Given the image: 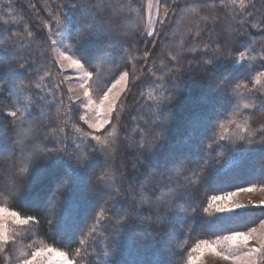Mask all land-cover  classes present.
<instances>
[{
  "label": "trees",
  "instance_id": "16d2710c",
  "mask_svg": "<svg viewBox=\"0 0 264 264\" xmlns=\"http://www.w3.org/2000/svg\"><path fill=\"white\" fill-rule=\"evenodd\" d=\"M145 1L104 0L112 7L100 13L97 0H0V155L12 148V159L17 157L19 148L13 146L12 137L18 118L33 125L44 111L49 112L44 121L38 122L42 133L48 126L57 130L72 124L67 122L64 105L57 104L47 78L61 73L53 56L55 19L69 16L66 23L72 32L66 36L65 48L82 64V57L89 59L90 64L84 68L93 73V86L95 83L104 90L118 73H127L126 88L112 114V128L105 140L111 143L115 139L119 145L118 157L111 161L116 169L122 166L127 177L119 180L129 185L136 167L138 175L132 187L139 186L138 199L144 194L148 202L135 209L118 179L113 183L118 190L112 193L96 181L100 172L105 179H113L116 170L112 165L101 171L97 163V167H87L82 176L74 177L72 173L77 172L67 173L62 158L22 178L21 183H14L15 191L24 184L23 179L30 183L19 200L7 192L1 194L0 203H8L23 218L35 217V222L22 225L7 244H2L0 264H19L39 243L59 248L75 264L83 257L82 262L96 264L103 252L102 244L96 242L91 247L89 243L94 241L87 236L83 245L86 251L81 254L79 236L91 214L106 207L107 199L113 200L111 209L119 217L123 218L127 210H137L138 218H134L133 225L128 224L129 218L119 222L122 232L116 237H110L113 227L106 220L105 230L110 235L105 239V250L112 258L98 260L101 264H182L189 248L222 232L203 226L202 217H207L203 208L214 188L233 192L249 184H264V76L259 84L255 83L256 77L264 73V0H253L246 8L240 6V0H161L167 18L149 37L143 35ZM193 7L198 8L197 13L192 12ZM81 14H99L109 34L89 36L75 45L72 37ZM205 16L207 20L202 19ZM241 52L247 54L243 60ZM61 95L66 98L65 90ZM12 111H17L16 117L9 115ZM65 135L61 142L64 148L68 145ZM93 146H86L87 151L92 152ZM97 146L100 150L94 155L99 159L105 152L101 143ZM5 161V156L0 159L3 165ZM63 176L70 180L73 194L58 216L67 199L58 193L52 215L40 205ZM190 177L208 185L203 189L205 195ZM36 191L42 197L35 195ZM32 197H36L34 204L29 203ZM182 218L187 226L196 222L193 230L198 234H193V244L190 235L189 244L183 229L181 233L171 232ZM262 220L264 209L255 208L249 213L251 228ZM101 222L103 225L104 220ZM128 228L132 229L127 232ZM56 235L64 239L57 240ZM125 250H129L127 254ZM164 257L172 258L170 261ZM257 264H264V259L260 257Z\"/></svg>",
  "mask_w": 264,
  "mask_h": 264
},
{
  "label": "rangeland",
  "instance_id": "374dc122",
  "mask_svg": "<svg viewBox=\"0 0 264 264\" xmlns=\"http://www.w3.org/2000/svg\"><path fill=\"white\" fill-rule=\"evenodd\" d=\"M253 0H245V4L242 8H246L249 3ZM161 0H146L145 1V10H146V25L145 29L143 31V35L145 36H152V35H147L146 33L148 31H152L153 33L155 32L156 26L160 23L165 22L167 15H165V12H167L160 4ZM66 14V12H64ZM57 18V17H56ZM70 19L69 16L66 18L61 19L60 18V24L56 23V19L54 22V31L52 35V43L53 41H56L55 44H53V56L56 61V66L59 69L60 75L58 76H49L48 82H51L52 87L54 88L53 93H56V100L57 104L59 105H64L66 108L67 112V122L70 121L72 124H67V127H63L62 129H55L53 127L48 126L46 128V131L42 133L40 127L38 126V122L44 121L46 116H49V112H43L41 116L37 118V121L33 123V125L26 121L25 118H18V121L14 123V127L16 129L15 136L12 137L13 140V146H18L19 148L18 153L16 154L17 157L12 159V153L13 149H9L6 155H0V159H3L4 156L6 157V161L4 162L5 166V171H0V184H4L6 181V192L10 193L11 197L15 200H19V197L21 196L22 191L25 192V187L30 184L27 182V180L23 179L24 184H20L19 189L16 191L14 190V181L10 178V176H6L5 172H10L14 171L12 168V165L14 162L20 160L22 157L26 159V167L27 171L25 175L22 178L27 177L28 175L31 176L32 172L36 173L38 170L42 169L43 166L44 168L47 167L48 165L55 163L57 161H60L62 158H64L63 166L65 168V171L69 173V171H75L77 173H72V176L76 177L77 175H83L82 170H86L87 167L95 168L98 165H100L101 171L103 168H105L106 165V159L105 156L100 157L99 159L95 157L94 153L99 151V142H97L95 139H93V136H100L101 140H105L106 134L109 132V130L112 128V125L108 124L105 125L103 129H101L99 132L95 131L94 129L90 128V124H94L98 118V113L100 111L101 103H103L105 113L106 110L109 106L110 101H104L103 100V95L105 92L108 91L109 88H112V94L115 95L116 93L121 95L123 94L126 84H127V76L125 77L124 71L118 73V75L111 81V83L104 89V90H99L98 87L93 86V83L91 82V79L85 76V71L86 69H80L76 68L71 64V60L77 59L73 57L65 48L66 45V36L72 32V30H69L68 28H64V25L66 23V20ZM68 24V22H67ZM59 53H64L69 57L67 60H61L59 57ZM240 60V59H239ZM46 78V79H47ZM119 81V83H117ZM92 83V84H91ZM81 85H84L82 87ZM113 85L115 87L113 88ZM65 90L66 92V98L63 99L61 95V91ZM87 90L90 93V99L92 103L85 107L86 104H88V97L84 96V91ZM18 93V91L16 92ZM16 95V94H15ZM18 95V94H17ZM22 96V95H19ZM61 99H63L62 102ZM120 100V99H119ZM117 101V103L119 102ZM8 114V112L6 111ZM22 113V109H19V114ZM31 116V115H30ZM80 117H84L83 119H80ZM108 119H112V116L107 117ZM45 130V129H44ZM65 133L68 134V145L64 148L62 146L61 142H64V136ZM46 135V136H45ZM11 140V141H12ZM23 141V142H21ZM55 143V145L53 144ZM51 144L52 148L49 147ZM89 145H94L92 148V152L87 151L86 146ZM72 148L73 150L71 151H66L65 149ZM95 149V151H94ZM29 151V152H28ZM28 152V153H27ZM263 159L264 156H261ZM98 163V165H97ZM109 165H112L111 161L107 162ZM102 165V167H101ZM95 166V167H92ZM113 168L116 170L114 172V177L111 179L112 176H109L108 178L110 179H103L101 181V176L102 174L98 173L96 176V181L98 180L99 184H102V187H104L108 192L111 191V193L114 190H118L113 186V183L115 184L117 179L118 182L121 184L122 188L125 189V191L131 196V202L130 205L135 208L139 209L141 207L147 206L148 202H145L147 200V196L142 194L139 196L138 199V191L140 192V188L138 187H132V180H135V177L138 175L136 174L137 168L133 167L130 180L131 182L128 185L121 182L119 178L123 179L125 176V173L123 174L122 172L124 171L122 166L119 169H116L114 165H112ZM251 171V169H250ZM28 176V177H29ZM150 174L147 176L149 177ZM239 176L242 178L243 177V172L239 174ZM191 181H194L195 186H200V193L201 195L206 194V190H203L205 187L208 188V185L204 186L201 181H198L196 179H193L192 177ZM127 177L124 178L126 180ZM70 181V180H69ZM67 180L66 177H61V181L56 183V185L53 186L52 188V194L50 193V196L47 197L44 203H42L43 206L42 210H47L49 212V209L51 208V198L53 195L57 197L58 193L66 195V200L64 203H62V207L59 209L60 213H58V216L62 213L64 208L69 202L70 196L73 194L71 191V184ZM95 181V180H94ZM134 183V182H133ZM44 186V190L46 189L45 184L42 182L41 183ZM122 184L126 185L123 186ZM100 186H97L99 188ZM244 188H252L254 189L251 192H244V191H239L235 190L233 191L235 195L233 196V200L237 203L241 204H259L261 200H264V184H249V186H246ZM203 190V191H202ZM57 192V193H56ZM56 193V194H55ZM229 192H226L223 190L222 187L219 188H214L213 195H227ZM37 196L42 197L38 191H36ZM34 195V196H35ZM1 196V194H0ZM211 196L209 197L205 207H208L209 203H211ZM4 197V196H3ZM149 197V196H148ZM59 198V197H58ZM57 198V199H58ZM121 200V204H123V196H119ZM36 197H32L29 200L30 204H34L36 201ZM109 201L108 204H106V207H104L102 210H98V213L91 214L89 220L87 221V224L85 227L82 228V235L79 236L80 239V247H81V254H83L86 249L83 248V245L85 244L86 237L88 236L89 239L93 240L94 242L89 243L91 247H94L96 242H100L102 244V254L101 256L96 258V264H101L100 259L105 258L108 256L109 258L111 257V254H107V250L105 248L107 247V242L105 239L108 237V231L105 230V225H106V220L109 219L108 225L113 227L111 232V236L113 235L116 237L120 232H122L118 228V223L122 222V220H125L129 218L131 221V224L133 225L132 221L134 218L137 217V210H134L133 213L131 211L127 210L124 212V217H119L118 213H114L111 208H113V200L107 199ZM106 200V201H107ZM39 201V199L37 200ZM8 204V203H7ZM6 203H0V207H5L9 208V204L7 205ZM196 202H194L191 206L192 209L195 208ZM107 206H109L107 208ZM126 208H123L122 211H124ZM12 210V209H10ZM14 211V210H13ZM109 211V212H107ZM209 213L214 216L216 215L214 208L209 209ZM205 215L209 218L211 216L209 214ZM199 217V216H197ZM23 218V217H22ZM104 220V224L102 225L103 222L100 224V220ZM179 219L181 222L177 224V228L173 231L171 230L172 233H181V229L184 230L185 235H188L189 240V235L191 236L190 239L194 240V235L193 234H198L197 231L193 230L195 228L194 224L196 225V222H192L191 225L187 226L186 220ZM190 221V219H189ZM0 223H5L7 232L9 235V240L14 237L17 234V231H20V228H22V225L16 224L11 217H8L6 221L0 220ZM204 226V225H203ZM95 228L96 231L92 232V229ZM236 228V226H235ZM239 228V226H237ZM255 229V232L252 233L253 239L250 241L248 247H236L234 246L230 241L223 239L224 236L229 235L227 232H221L215 237H208V241L212 244L215 245L217 250L223 255H227L229 259H224L222 255H216L214 252H212L208 248H203L202 251H193V248L191 249L188 253L186 251L183 255V260L182 264H192V260L190 258H198L195 259V264H252V261H255L256 264L259 262V259L261 257V254L254 253L252 256H246L245 253L249 251L250 248L252 247H261L262 244H264V224H261V222L253 227ZM132 229V228H131ZM131 229H127V232L130 231ZM137 229V228H136ZM205 230H211V229H205ZM248 231V230H247ZM203 232V231H201ZM91 233V234H89ZM113 233V234H112ZM124 233V232H123ZM200 235H210L202 233ZM212 236V235H210ZM219 236V237H217ZM57 240H62L64 239L63 235H56ZM192 240V244H193ZM83 241V243H81ZM3 242L0 241V247ZM190 244V240H189ZM188 244V246H189ZM196 248V246H195ZM194 248V249H195ZM48 249H54L56 251L53 252H48ZM105 250V252H104ZM92 251V250H91ZM129 250H125V254H127ZM39 252V255L35 256V259H33V256L35 253ZM56 252H63L64 251L60 250L57 247L45 245L39 243V245L34 248L31 251V255L27 257V260H32L33 264H64V258L59 257L56 255ZM66 254V253H65ZM173 256V254H171ZM67 259L68 256L66 254ZM232 257H235L233 259ZM172 258V257H171ZM171 258H163V260H170ZM174 258V256H173ZM25 258H22L20 260L19 264H24V261L26 260ZM85 259V257L78 259L77 264H87L85 262H82V260ZM186 261L185 263L183 261ZM91 263V262H90ZM92 264V263H91ZM109 264V263H106ZM175 264V263H174Z\"/></svg>",
  "mask_w": 264,
  "mask_h": 264
},
{
  "label": "snow or ice",
  "instance_id": "6c2138e0",
  "mask_svg": "<svg viewBox=\"0 0 264 264\" xmlns=\"http://www.w3.org/2000/svg\"><path fill=\"white\" fill-rule=\"evenodd\" d=\"M233 3H235V0H232ZM245 4V0H240V6L243 7ZM96 7L100 10V13H107V10L112 7L110 4H105L104 0H97ZM198 8L193 7L192 12L197 13ZM165 15H167V12H165ZM211 15V13H209ZM202 19L207 20L208 17L205 16ZM213 19L215 17L213 16ZM56 23L60 24V18H56ZM256 25L254 24L253 27ZM50 27V26H49ZM64 27L67 29L69 25L65 23ZM108 29L101 21V16L97 14L96 16H89L85 14H81V17L76 22V31L74 36L72 37L74 44L78 45L81 40L89 37V36H95L97 38L103 37L105 35H108ZM147 35H154L152 31H148L146 33ZM29 36L32 35L31 32L28 33ZM56 41H53V44H55ZM61 60H67L69 57L65 55L64 53L58 54ZM147 56V52L145 53ZM246 53L241 52L240 53V59L243 60L246 58ZM249 59H254L251 57H248ZM84 59V64L80 62L79 59H73L71 60V64L75 66L76 68L83 69L85 67V64H90V61L87 57H82ZM172 59H176L175 56L172 57ZM261 59H264V57H261ZM85 76L89 79L92 78L93 73L91 71H85ZM127 76V73H125V77ZM261 76H264V73H261L260 76L256 77L255 83L259 84ZM119 83V81L117 82ZM84 87V85H81ZM37 88L40 87L39 84L36 85ZM115 85H113V88ZM84 96L88 97V104L85 105L87 107L92 103L90 99V93L89 91H84ZM120 99V94L116 93L115 95L112 94V88H109L107 92L103 95L104 101H110L109 106L106 110L103 106V103H101L100 111L98 113V118L94 124H90L89 127L94 129L95 131L99 132L101 129L105 127V125H108L111 123L110 119L107 117L112 116V114L117 110V101ZM245 108L249 107L248 104L244 105ZM10 116L16 117L17 111H12L9 113ZM84 117H80V119H83ZM163 130V128H161ZM113 137H115V131L111 133ZM93 139H95L97 142L101 143L103 145V150L105 152V159H106V165L105 167L108 168L109 164L108 161H115L118 157L119 152V145L116 143V140L114 139L111 143H109L108 140H101L100 136H93ZM223 139V137H221ZM243 139V137H241ZM23 142V141H21ZM215 143V141H214ZM211 148V146H209ZM95 151V149H94ZM26 159L21 158L20 160L14 162L12 165V168L14 171L5 172L6 176H10V178L15 183H21L22 177L25 175L27 171L26 167ZM0 171H5V166L3 163H0ZM101 181H103L104 176H101ZM239 191L244 192H251L254 189L252 188H244L240 187L238 189ZM6 193V181L4 184H0V194ZM10 194V193H8ZM235 195L234 192H229L227 195H213L211 196L210 200L211 203H209L208 207L203 208L204 213H209L210 208H214V211L216 215L209 217H202L203 225L206 229H217L219 231H225L227 230L229 232V235L224 236L223 239L230 241L234 246L236 247H248L250 241L253 239L252 233L255 232L254 228L250 227L249 224V213L255 209V208H261L264 209V200H261L259 204H241L237 203L233 200V196ZM57 201V197L54 195L51 198V208L49 209V213L54 215V209H55V203ZM193 212L196 211L195 208L192 209ZM8 217H11L13 221L18 225H28L30 222H35V217L33 216H27L26 218H22L20 214L17 211L10 210L5 207H0V220L6 221ZM227 221V223H225ZM228 223H232L235 225H238L239 228H233V227H227ZM261 224H264V220L261 221ZM243 228H247L248 231L240 230ZM96 229L93 228L92 232H95ZM91 234V233H89ZM215 234V233H213ZM0 241L7 244L9 241V235L7 232L6 224L0 223ZM83 243V241H81ZM203 248H208L212 252H214L216 255H222L224 259H229L227 255H223V253L219 252L214 244L210 243L208 240H202L197 245L196 248L193 249V251H202ZM56 251L54 249H48V252ZM254 253L261 254V259H264V244L261 245V247H252L249 249L248 252L245 253L246 256H252ZM40 253L37 252L34 254L33 259H35L36 255H39ZM56 255L59 257L64 258V264H75L74 261H71L67 259L66 254L63 252H56ZM235 259V257H232ZM192 260V264H195V259L198 258H190ZM24 264H33L32 260H25ZM252 264H256L255 261H252Z\"/></svg>",
  "mask_w": 264,
  "mask_h": 264
}]
</instances>
